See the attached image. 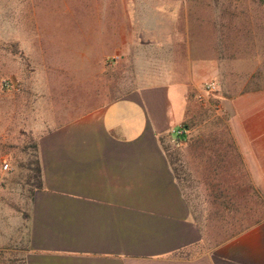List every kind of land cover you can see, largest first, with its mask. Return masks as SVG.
I'll return each instance as SVG.
<instances>
[{"label": "crops", "instance_id": "0c3cea01", "mask_svg": "<svg viewBox=\"0 0 264 264\" xmlns=\"http://www.w3.org/2000/svg\"><path fill=\"white\" fill-rule=\"evenodd\" d=\"M105 1L117 10L113 71L126 84L121 97L40 131L24 264H264V89L225 94L216 56L199 53L216 46L201 0ZM206 80L218 84L223 135L188 153V96ZM173 133L197 193H211L203 206L165 151ZM232 155L259 215L257 205L248 212L247 185L231 200ZM222 174L228 184L215 180Z\"/></svg>", "mask_w": 264, "mask_h": 264}, {"label": "rangeland", "instance_id": "374dc122", "mask_svg": "<svg viewBox=\"0 0 264 264\" xmlns=\"http://www.w3.org/2000/svg\"><path fill=\"white\" fill-rule=\"evenodd\" d=\"M197 7L205 11L201 22L216 28V46L199 53L216 56L217 79L225 94L264 89V0H201ZM115 11L105 0H0V264H24L27 206L35 188L32 170L38 160L40 131L121 97L117 93L126 81L118 84L113 71L117 58L112 54L109 17ZM207 82L189 92L188 153L207 151L213 139L223 135L219 123L224 114L214 110L213 102L204 105L197 99ZM6 83L12 87L6 88ZM219 96L217 92L220 102ZM176 135L171 134L175 140L165 141V151L172 156L176 175L184 173L185 184L195 191L187 196L199 198L203 206L211 193L198 194L197 184L178 162L181 149ZM230 158L238 173L232 176L231 200L243 197L234 187L247 185L248 212L257 205L259 215L263 205L264 215V204L259 199L254 202L255 194L236 157ZM197 179L217 185L213 179ZM215 180L228 184L227 175ZM218 193L215 198L224 201L227 194ZM218 206L216 202L214 207ZM231 211L232 217L242 213Z\"/></svg>", "mask_w": 264, "mask_h": 264}, {"label": "built area", "instance_id": "2783aa9c", "mask_svg": "<svg viewBox=\"0 0 264 264\" xmlns=\"http://www.w3.org/2000/svg\"><path fill=\"white\" fill-rule=\"evenodd\" d=\"M5 87L6 88H10L12 86H11V84L6 83ZM218 90H219V88H218L217 82L209 81V82L205 83L202 86V88L198 91L197 99L199 100V102H201L204 105L205 104H210V102H213L214 103L213 104L214 110L217 111V112H221V110H222L221 103L215 97V95L217 94ZM177 134L180 135L181 132H178ZM3 169L7 170L8 169V164H4Z\"/></svg>", "mask_w": 264, "mask_h": 264}, {"label": "trees", "instance_id": "16d2710c", "mask_svg": "<svg viewBox=\"0 0 264 264\" xmlns=\"http://www.w3.org/2000/svg\"><path fill=\"white\" fill-rule=\"evenodd\" d=\"M32 171H34V173H35V175H34V179H35V188H34V190H38V189H40L42 187V171H41V166H40L39 160H37L36 166H35V168Z\"/></svg>", "mask_w": 264, "mask_h": 264}]
</instances>
